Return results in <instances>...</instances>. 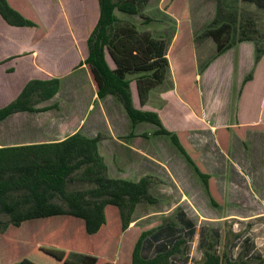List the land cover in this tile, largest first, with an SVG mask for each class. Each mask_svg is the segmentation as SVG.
Segmentation results:
<instances>
[{"label": "crops", "instance_id": "0c3cea01", "mask_svg": "<svg viewBox=\"0 0 264 264\" xmlns=\"http://www.w3.org/2000/svg\"><path fill=\"white\" fill-rule=\"evenodd\" d=\"M5 1L33 26H11L0 17V108L28 81L58 84L49 99L33 98L30 111L0 120V147L52 144L74 133L98 137L105 175L130 182L152 178L148 194L154 201L137 203L123 231L111 205L92 235L70 216L25 221L14 228L27 249H0V264H62L39 248H57L69 258L93 256L97 264H131L139 237L143 260L167 254L166 264H199L209 249L236 264H264V50L254 64L251 41L215 54L210 37L197 38L215 18V0L195 7L192 20L190 8L175 5L180 0H172L170 10L158 8L167 21L149 35L164 41L167 70L142 103L129 83L133 108L154 113L189 161L168 136L155 134L154 125L131 124L116 99L97 97L84 63L97 0ZM50 237L74 244L37 240Z\"/></svg>", "mask_w": 264, "mask_h": 264}, {"label": "trees", "instance_id": "16d2710c", "mask_svg": "<svg viewBox=\"0 0 264 264\" xmlns=\"http://www.w3.org/2000/svg\"><path fill=\"white\" fill-rule=\"evenodd\" d=\"M149 0H97L98 18L86 39L88 66L96 85L98 98L111 96L123 108L131 124L147 122L156 127L155 134L166 135L173 145L188 160L175 136L161 126L154 113L141 112L133 108L129 83L134 81L137 96L142 103L147 92L159 84L167 70L165 43L154 39L148 33L137 32L133 25H119L115 10L134 15L147 5ZM264 9V0H242ZM220 13L217 6L216 14ZM0 17L11 26L30 27L33 23L14 11L5 0H0ZM233 22L217 24L215 17L197 38L210 37L215 43V54L221 53L234 42L253 43V63L256 64L264 50V43L258 37H249L240 27L237 38L227 39ZM228 33V34H229ZM107 52L114 67L109 68L105 61ZM248 75L245 80L249 79ZM57 80L28 81L15 100L0 108V120L7 115L30 111L33 98L47 100L57 90ZM98 137L87 139L74 133L64 140L41 145L0 147V232L8 225L38 218L70 216L80 219L87 235L95 234L104 224L103 208L114 206L119 215L120 228L129 224L134 206L139 202L152 203L148 189L154 182L150 177L136 182L110 179L105 175V166L97 154ZM189 161V160H188ZM201 176V175H200ZM202 177V176H201ZM80 184V190L67 191L68 186ZM56 199L57 201H54ZM59 202V203H58ZM141 237L131 252V264H166L167 254L143 260L139 255ZM62 264H97L96 258L89 255H72L70 258L57 248H39ZM14 264H34L22 259ZM107 264V263H104ZM200 264H236L223 256L203 251Z\"/></svg>", "mask_w": 264, "mask_h": 264}, {"label": "rangeland", "instance_id": "374dc122", "mask_svg": "<svg viewBox=\"0 0 264 264\" xmlns=\"http://www.w3.org/2000/svg\"><path fill=\"white\" fill-rule=\"evenodd\" d=\"M176 4L179 6L185 4L188 9L190 8V19L192 20L196 16V14L192 13L195 7L205 9L207 1L180 0L176 2L175 5ZM215 5V17L217 18V24L214 26L219 25L221 22H233L230 33H227V41L229 38L231 42L234 41L238 37L237 34L241 27L247 36L258 37L259 42L264 43V9H257L253 4L244 2L242 0H215ZM171 6L172 0H150L142 10L134 15L123 14L116 10L114 14L118 19L119 25H133L137 32H145L153 36L156 32V29L162 24H165L167 21L163 12H159L158 8L162 11H165L166 9L170 10ZM217 6L220 8V13L218 14H216ZM211 21H209L207 26ZM104 55L109 66L113 68L114 65L106 51L104 52ZM54 201L57 200L54 199ZM6 219L7 218L5 215L0 214L1 221H5ZM14 227L15 226L8 225L0 232V249H27V246L25 245V238L20 237L19 234L16 236L17 230ZM37 240L40 243L46 245H62L63 243L67 244L66 242H68L70 246H73L74 244V240L71 238H67L66 242H64L63 239H58L55 237L39 238Z\"/></svg>", "mask_w": 264, "mask_h": 264}]
</instances>
